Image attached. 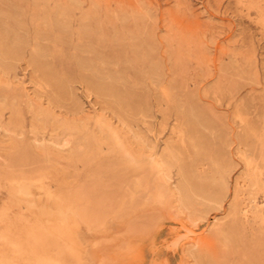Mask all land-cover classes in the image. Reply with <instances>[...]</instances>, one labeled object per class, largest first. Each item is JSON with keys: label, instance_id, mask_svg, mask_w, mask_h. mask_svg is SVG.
Here are the masks:
<instances>
[{"label": "rangeland", "instance_id": "rangeland-1", "mask_svg": "<svg viewBox=\"0 0 264 264\" xmlns=\"http://www.w3.org/2000/svg\"><path fill=\"white\" fill-rule=\"evenodd\" d=\"M7 50L16 71L0 95L20 97L27 133L17 168L28 161L33 179L55 172L32 147L30 105L88 120L80 140L105 124L120 141L113 155L105 147L68 170L102 227L56 234L0 213V264H69L71 249L70 264H194L189 249L220 229L241 237L215 246L216 264H264V0H0V55ZM147 145L156 162L174 152L182 168L228 177L223 208L194 226L178 209L142 202L149 177L146 190L129 194L149 172ZM173 176L176 185L177 168ZM218 186L207 192L221 194Z\"/></svg>", "mask_w": 264, "mask_h": 264}, {"label": "bare ground", "instance_id": "bare-ground-1", "mask_svg": "<svg viewBox=\"0 0 264 264\" xmlns=\"http://www.w3.org/2000/svg\"><path fill=\"white\" fill-rule=\"evenodd\" d=\"M15 71L16 67L11 59V52L7 50L0 55V84L10 87L12 74ZM50 104L52 106V102ZM30 108L32 125L31 132H29L34 136L32 147L55 167V172L46 173L41 170L39 178L33 179L26 171V168L31 166L28 161L20 164L19 168L15 166L13 156L22 151L27 135L25 116L20 104V97L16 93L10 91L6 95H0V161L6 164V168L0 170L1 199L2 196H5L4 204L0 208L1 216L7 222L13 219L16 226L21 228L40 227V229H46L50 227L51 231L56 234H66L72 224L76 227L85 226V228L102 227V221L96 219L98 208L96 203L94 204L91 199H88L83 190L68 185L67 180L70 175L68 170L78 165L84 168L93 160L97 161L105 147L108 148L109 155H113L120 141L119 134L113 133L105 124H102L99 136L88 135L87 139L80 140L79 137L85 133L88 127V120L76 122L68 117L59 119V116L54 112L36 111L31 105ZM6 112L9 113L7 118ZM127 133L129 132L127 131ZM136 142L134 141V143ZM147 149L148 170L146 171L149 172H145L141 178L136 179L132 185L127 187L129 194L133 195L137 190H146L147 185L151 184V189L144 194L142 199L145 205L152 201L155 205L178 209L188 215V219L194 226L205 223L212 210L223 208L224 197L230 191L228 177H225L220 183L215 178L207 179L201 171V167L196 166L195 163L187 169L182 168L178 164L180 155L172 152L173 150L172 153L169 152V156H164L156 162L154 156L149 153L150 145H147ZM197 165L199 164L197 163ZM174 168H177L179 178V183L176 185L172 184ZM260 173L257 174L260 176ZM60 175L64 178V185L59 191L54 192L51 185L57 181ZM147 177H149V184L145 183ZM218 183L222 188L221 194L214 196L207 192L212 184L217 185ZM220 187L218 186V188ZM34 190H38L39 193H35ZM83 201L87 203L82 205ZM202 208L206 209L204 214L201 213ZM240 235L238 232L230 233L220 229L218 233L209 238L195 241L188 251L189 257L194 260V264H216L214 262L215 246L219 242L225 247L235 246L240 242ZM76 255L75 249L69 251V264L72 263L71 260Z\"/></svg>", "mask_w": 264, "mask_h": 264}]
</instances>
